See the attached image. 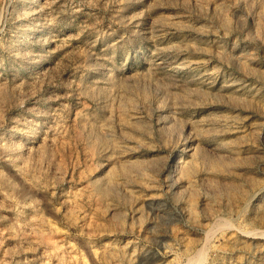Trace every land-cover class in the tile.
Wrapping results in <instances>:
<instances>
[{"label": "rangeland", "instance_id": "1", "mask_svg": "<svg viewBox=\"0 0 264 264\" xmlns=\"http://www.w3.org/2000/svg\"><path fill=\"white\" fill-rule=\"evenodd\" d=\"M0 264H264V0H0Z\"/></svg>", "mask_w": 264, "mask_h": 264}]
</instances>
